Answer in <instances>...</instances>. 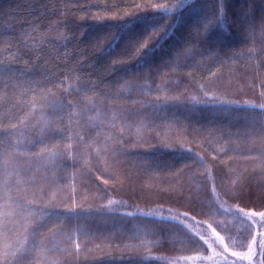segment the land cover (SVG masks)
Segmentation results:
<instances>
[{
	"label": "trees",
	"instance_id": "16d2710c",
	"mask_svg": "<svg viewBox=\"0 0 264 264\" xmlns=\"http://www.w3.org/2000/svg\"><path fill=\"white\" fill-rule=\"evenodd\" d=\"M181 4L0 0V137L19 142L0 189L33 201L29 231L46 213L62 221L42 230L34 264H260L264 158L247 153L264 147V111L248 106L264 103V0ZM177 15L175 34L138 64L129 46L140 26L128 21L156 18L159 39ZM117 26L125 39L109 56ZM54 99L59 116L46 119ZM4 205L0 191V223ZM240 207L257 215H234ZM169 210L197 223L163 219Z\"/></svg>",
	"mask_w": 264,
	"mask_h": 264
},
{
	"label": "snow or ice",
	"instance_id": "6c2138e0",
	"mask_svg": "<svg viewBox=\"0 0 264 264\" xmlns=\"http://www.w3.org/2000/svg\"><path fill=\"white\" fill-rule=\"evenodd\" d=\"M191 2L192 0H182L181 7H183V5L185 4H190ZM160 11L163 18H171L169 14L172 10L167 6H164L162 9H160ZM217 15L220 16V22H224L223 16L219 12V10L217 12ZM180 18V15H177L176 22L169 25L167 29H164V34L160 36L159 39H157L156 36L161 31V29L156 18L149 16H138L135 20L128 21L129 25L135 24L140 26L139 31L133 29L132 35L135 38L132 40V43L129 46V50L131 51L132 55L140 57V61L138 62V64H145L151 61L154 54L161 50L164 42L170 39L175 34V29L176 27H178ZM215 18L216 17H213V19ZM125 27L127 26L121 27L120 33L112 37L107 49H105L106 55H112L117 46L120 44L121 40L125 39ZM202 36L207 42V30L205 28L198 27L195 31V40H200ZM103 39H107V37H104ZM150 41L152 42L151 46H149ZM21 43L24 44L25 47L27 46L26 41H24L23 39H21ZM190 43L191 42L186 43L184 47L188 48L190 46ZM0 78H2V74H0ZM193 99L195 100V97H193ZM47 104L52 109V113L51 116L47 117L46 119H54L58 117L59 113L56 111L59 107L58 102L54 99L52 101H47ZM248 106L251 108H259L260 110L264 111V103L251 104ZM9 127L15 128V124H10ZM258 127V135L261 139H264V122L260 123ZM11 136L12 133H8L7 135L0 137V170H2L4 176H12L15 172L13 157L19 151V142L13 143L11 140ZM24 154L27 153L25 152ZM58 156L59 153L54 152L48 159L55 162V158ZM247 158H264V147L255 151H249L247 153ZM16 174L18 175V173ZM107 182L108 180L105 179L104 183ZM11 187V185L5 182L2 186V189H0V191H2L5 196L4 207L6 210L4 220L2 223H0V234H2L4 239V249L2 255H0V264H34L36 250H42V246L44 244V240L42 238V230L45 228L50 229L52 226L62 223V221L58 219L59 214L55 212L46 213V215H48L49 217L47 223L41 225L40 229H33L29 231L28 224L30 223V218L35 216L37 209L33 208V201L27 200L26 198H17L16 200H12V198L8 195ZM225 195H230V193H225ZM108 203L111 204L112 201L109 200ZM219 206L223 207V204H220ZM232 211L234 215L242 214L244 217H247L249 219L257 215L256 212H245L243 207ZM13 214L16 219V224L19 225L18 227L13 226ZM128 215L131 216L133 214L128 213ZM145 215L151 214L146 213ZM258 215L260 217H264V211H260ZM163 219L176 221L177 223H183V220L191 219L193 224L197 223V221H195V218L189 217L187 212L179 213L172 212L171 210H169V215L167 217H164ZM254 230L255 229H253V231ZM207 234V232L197 233V236L199 237V240H203L204 235ZM217 239H219V241L223 243V237H220L219 234H217ZM199 240L197 241V243H199ZM253 242L255 243L256 241ZM205 243H207V241H205ZM212 243H216V240H213ZM78 247L79 245L77 244V248ZM208 247H211V245L209 244ZM258 247L260 248V264H264V236L261 237V242L258 244ZM233 255L239 256L240 261H243L244 259H251V256H245L242 253H233ZM138 264H145V261L141 259Z\"/></svg>",
	"mask_w": 264,
	"mask_h": 264
},
{
	"label": "rangeland",
	"instance_id": "374dc122",
	"mask_svg": "<svg viewBox=\"0 0 264 264\" xmlns=\"http://www.w3.org/2000/svg\"><path fill=\"white\" fill-rule=\"evenodd\" d=\"M226 90H231V88L226 89ZM246 181H247V179H246ZM246 181H245V182H246ZM247 184H250V186L253 185V184L255 185V183H253V181H251V182H246V186H247ZM246 188H247V187H246ZM178 190H179V189H178Z\"/></svg>",
	"mask_w": 264,
	"mask_h": 264
}]
</instances>
